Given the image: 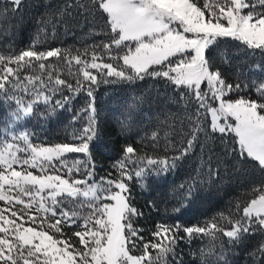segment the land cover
<instances>
[{"label":"snow or ice","instance_id":"snow-or-ice-1","mask_svg":"<svg viewBox=\"0 0 264 264\" xmlns=\"http://www.w3.org/2000/svg\"><path fill=\"white\" fill-rule=\"evenodd\" d=\"M22 3L0 0L5 35L13 27L6 23L9 14L18 13ZM81 17L103 39L37 47L38 34L18 52L11 41L0 51V102L9 106L0 124V264H182L179 244L204 238H209L207 252H199L204 264L206 255L214 264H228L229 246L256 233L264 236V179L229 214L191 226L158 221L151 239L139 226L143 212L133 203L132 185L143 186L148 176L166 174L205 149L207 175L218 176L219 167L210 163L215 149L208 143L216 140L238 170L251 168L264 177V81L244 73L230 81L209 55L231 40L264 56V0H65L41 18L40 32L54 37L66 18ZM218 59L230 66L232 57L223 50ZM146 78L162 81L183 109L169 124L179 125L178 137L164 132V151L171 154H141L127 144L113 165L116 175L97 179L91 149L98 136L94 93L100 84ZM82 92L87 99L73 116L81 126L70 133L72 142L45 143L19 130L21 121L65 110ZM159 139L153 131L151 148ZM194 187L195 182L189 197ZM252 255L264 264V241Z\"/></svg>","mask_w":264,"mask_h":264},{"label":"trees","instance_id":"trees-1","mask_svg":"<svg viewBox=\"0 0 264 264\" xmlns=\"http://www.w3.org/2000/svg\"><path fill=\"white\" fill-rule=\"evenodd\" d=\"M64 3L65 0H23L19 12L14 16L9 14L7 18L6 23L13 26L11 34L5 35L3 30H0V51L6 52L11 41L18 52L37 41L38 34L37 47H72L103 39L101 35L91 32L94 25L82 17L66 18L65 22L57 25L54 37L51 35L46 37L45 33H41V18ZM91 19L90 17L89 20ZM46 27L51 33L52 26ZM223 50H227L232 57L230 66L219 62L218 54ZM209 55L230 81L234 75L239 76L240 73H244L251 81L257 83L264 81V56L252 53L238 42L223 40L216 49L210 50ZM94 95L98 136L91 142V149L97 179L109 172L116 175L113 165L122 157L123 147L127 144H131L141 154L160 156L171 154V151H164L166 143L163 138L164 132H172L170 139L178 137L179 125L170 129L169 124L175 119L174 114L179 115L183 109L175 102L177 98L162 81L146 78L135 83L100 84ZM86 99L82 92L71 101L70 106H66L65 110H57L50 115L36 113L21 121L22 127L19 130H27L34 134V140L45 143L61 142L66 139L72 142L70 133L74 128L81 126L79 121L73 123V116L85 105ZM37 107L41 112L45 110L44 105ZM8 116L9 106L0 102V124ZM153 131H158L160 135L159 146L155 149L151 148L153 141L149 140ZM208 143L215 149V155L210 163L214 168L219 167L218 176L207 175L209 153L205 149L203 154L197 150L196 153L185 157L183 161L178 162L174 170L166 174L148 176L143 186L133 182V203L143 212L138 223L144 229L142 234L146 239H151V231L158 221L167 223L179 221L182 225L191 226L203 224L213 217H219L221 213L229 214L238 200L246 198L250 187L264 179L251 168L238 170V165H234L230 158L226 159L223 156V145L219 140ZM194 182L195 187L189 197V186ZM181 204L184 206L179 213L172 211ZM0 206H3L2 202ZM262 241L264 236L256 233L234 247L229 246L228 264H261L254 259L252 253ZM208 246L209 238L196 239L191 243L182 241L177 249L182 256V264H204L199 252L201 249L207 252ZM205 260L207 264H214L212 255H206Z\"/></svg>","mask_w":264,"mask_h":264}]
</instances>
